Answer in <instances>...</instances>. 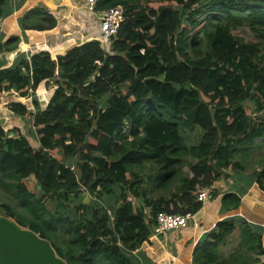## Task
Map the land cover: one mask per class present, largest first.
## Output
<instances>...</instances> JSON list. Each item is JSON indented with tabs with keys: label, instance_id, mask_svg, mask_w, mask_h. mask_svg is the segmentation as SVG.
<instances>
[{
	"label": "trees",
	"instance_id": "16d2710c",
	"mask_svg": "<svg viewBox=\"0 0 264 264\" xmlns=\"http://www.w3.org/2000/svg\"><path fill=\"white\" fill-rule=\"evenodd\" d=\"M118 5L125 20L109 50L91 40L56 58L20 54L0 70V93L32 99L34 110L22 102L9 109L32 117L38 139L0 125V214L50 240L69 264H133L159 211L199 212L201 190L216 197L222 170L245 168L239 155L245 161L253 151L243 150L264 140V0H99L95 11ZM5 6L0 0V17ZM57 23L43 7L22 19L24 29ZM246 26L257 41L234 35ZM19 42L10 37L0 53ZM43 83L55 87L46 108L36 97ZM254 171L264 191V169ZM174 184L170 196L151 194ZM240 205L238 194L222 197L223 211ZM238 228L239 245L226 257L220 247L236 223L220 221L193 264H264L261 229Z\"/></svg>",
	"mask_w": 264,
	"mask_h": 264
},
{
	"label": "crops",
	"instance_id": "0c3cea01",
	"mask_svg": "<svg viewBox=\"0 0 264 264\" xmlns=\"http://www.w3.org/2000/svg\"><path fill=\"white\" fill-rule=\"evenodd\" d=\"M5 1L6 14L0 17V44L12 36L20 38L16 51L11 53L10 62L12 64L20 54L30 57L38 52L48 51L56 58L85 42L101 41V12L90 9L83 0ZM39 7H43L49 14L56 17L57 26L51 30L24 29L22 19L28 12ZM106 44H108L106 48L109 50L110 43ZM50 84L52 87V83ZM41 86L36 91V97L49 87L45 85L47 88L42 89ZM13 92L14 95H10ZM53 92L54 88L52 87V92H49L51 94L45 97L46 104H41L42 108H46ZM0 94V99H2L0 106L8 105L7 108H9V104L12 102H22L28 108L32 104L30 109L34 110L31 98L20 97L14 90L3 91ZM9 111L12 112L10 109ZM31 122H33L32 117ZM29 131L32 135L34 128ZM37 142L38 139L35 143ZM252 156L251 152L248 158L251 160ZM254 172V169H248L247 165L242 169L235 167L223 169L221 177L213 185V189L218 192L217 196L203 204V208L189 220L188 226L182 230H172L163 234L153 232L148 240L132 252V263L193 264L196 246L214 231L222 220H231L236 223V229L224 244L225 246L237 232H240L238 227L243 221L249 222L252 227L260 228L264 241V191L257 184ZM228 193H235L241 197V205L238 209L223 211L222 197ZM145 210L150 211L147 208ZM229 252V254L233 253V248ZM261 258L264 260V256Z\"/></svg>",
	"mask_w": 264,
	"mask_h": 264
},
{
	"label": "water",
	"instance_id": "95a60500",
	"mask_svg": "<svg viewBox=\"0 0 264 264\" xmlns=\"http://www.w3.org/2000/svg\"><path fill=\"white\" fill-rule=\"evenodd\" d=\"M15 51L0 54V70L12 65L11 53ZM6 123L5 118H0V125ZM88 199L86 195L85 202H89ZM0 264L69 263L58 255L50 240L0 214Z\"/></svg>",
	"mask_w": 264,
	"mask_h": 264
},
{
	"label": "rangeland",
	"instance_id": "374dc122",
	"mask_svg": "<svg viewBox=\"0 0 264 264\" xmlns=\"http://www.w3.org/2000/svg\"><path fill=\"white\" fill-rule=\"evenodd\" d=\"M208 14H209V12H207L205 14V16L208 15ZM233 33H234V35L237 38L243 39L246 42L257 41L256 38H255L254 33L247 26L243 27V28H236V29H234ZM104 46L107 47L108 44H104ZM52 85H53L52 87L55 88L53 83H52ZM49 86L50 87H48V89H45V91L44 90L41 91L40 95L37 96L39 103H41L43 105H45L46 102H47V99L45 97H48L51 94L49 92H52L51 84H49ZM44 87L47 88L45 85L41 86L42 89H44ZM43 92H44V94H43ZM10 95L13 96L14 92H13V94H10ZM0 96H1V94H0ZM7 97H11V96H7ZM1 101H2V99H0V102ZM30 106L32 107V104ZM256 106H257V103H255L254 100H249V101L246 102L247 110H248L249 114H251V116L253 118H256V116L260 114L258 112V110L256 109ZM7 107H8V105H6V106L5 105H1L0 106V118H5L7 120V123L4 126H9V127H11V126H19L23 130L25 135H28L30 137V140L32 141V143L34 145H36L35 141L37 140V137H36L37 135H35L34 131H33L32 135H31V133L29 131V130H31V131L33 130V122H31V119L29 117H25V118H22V119H19L18 117L16 118L14 116V114L12 112H10L9 108H7ZM190 143H192L191 140H190ZM258 144L259 145L257 147L255 145L252 148H245L243 150V152H247V153L250 152V151H253L252 152L253 156H252L251 160L249 159L250 158V156H249V158L247 157L248 159H245V161H244V158H242V156H240V155H239V157H240L239 159H242V161L248 166V169H255V170H258V171H262L264 169V140L258 141ZM252 160H253V162H251ZM190 161H191V159L188 158L186 164H188V162H190ZM74 162H75V160L71 161V163H73V164H74ZM188 168H189V166H185L183 168V170H182L183 176L186 175V173L188 171ZM144 172L145 173H149V169H146ZM156 183H157L156 181H151V184L154 185V186L156 185ZM175 187H176V184L172 185L171 188L166 189V190H163V189L158 190V191L154 190V191H152L151 194L155 198H157L160 194L170 196L171 190H174ZM35 192L37 194H40V192L37 189V187H36ZM0 199H1V197H0ZM90 200H91V197L89 196L88 201H90ZM133 201L135 202V204L138 203V201L135 200V199ZM57 209L61 210L59 208H57ZM50 210L51 211H55V207L54 206L50 207ZM238 245H239V233L237 232L236 235H234L232 237V240H230L227 243L226 246L225 245L221 246L222 253L224 254V256L227 257V256L230 255L229 251L231 250V248H233V250H235L238 247Z\"/></svg>",
	"mask_w": 264,
	"mask_h": 264
},
{
	"label": "built area",
	"instance_id": "2783aa9c",
	"mask_svg": "<svg viewBox=\"0 0 264 264\" xmlns=\"http://www.w3.org/2000/svg\"><path fill=\"white\" fill-rule=\"evenodd\" d=\"M85 4L92 10L99 0H83ZM240 1V0H236ZM101 20V41L104 44L110 43L112 37L116 36L121 24L125 20V7L123 5H118L106 9L100 13ZM212 189L210 187H205L201 190L198 195V200L203 204H206L211 199ZM195 214L188 213L186 215L173 214L165 210L159 211L156 216L157 226L154 229L155 234H163L172 230H182L185 229L189 220L194 217Z\"/></svg>",
	"mask_w": 264,
	"mask_h": 264
}]
</instances>
